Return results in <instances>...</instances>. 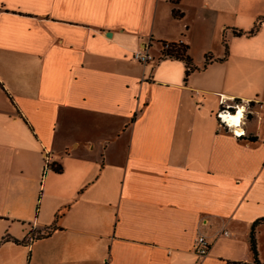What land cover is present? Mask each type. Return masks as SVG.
Here are the masks:
<instances>
[{
	"label": "crops",
	"instance_id": "0c3cea01",
	"mask_svg": "<svg viewBox=\"0 0 264 264\" xmlns=\"http://www.w3.org/2000/svg\"><path fill=\"white\" fill-rule=\"evenodd\" d=\"M263 217L264 0H0V264L248 262Z\"/></svg>",
	"mask_w": 264,
	"mask_h": 264
},
{
	"label": "built area",
	"instance_id": "2783aa9c",
	"mask_svg": "<svg viewBox=\"0 0 264 264\" xmlns=\"http://www.w3.org/2000/svg\"><path fill=\"white\" fill-rule=\"evenodd\" d=\"M181 43L182 42L172 43V42H169V41H164V42H162V46H163L162 52L165 49H168L169 50V49L173 48V46L179 45ZM148 47L149 46L145 45L143 47H140L139 49L134 50V52H133V57L137 61H139L141 64H147V63H150V62H152V63L155 62V58L149 52ZM162 56H164V55L162 54ZM240 105L241 104L236 103V102H234L232 104L231 103H227V104L226 103H222V107H221V109H220V111L218 113V117L220 116V113L225 112L226 107H227V110L229 112L235 114V110H236L235 107L236 106H240ZM244 115H245V117H247V114L246 113ZM221 123H223V122L221 121ZM231 130L234 133L235 129H231ZM236 136H242V135H236ZM43 158H44V162H45V170L46 169L48 170L49 168H51L52 163H53V161L51 160V153L49 151H47V150H44V156H43ZM217 233L219 235H226L227 237L230 236L229 231L225 227L220 228V230H218ZM193 249H194V251L196 253V256L198 258V260L196 262H194V264H201V262L199 261V259L204 258L210 252V242H209V239H208L206 233H204V232H199L198 233V235L194 239Z\"/></svg>",
	"mask_w": 264,
	"mask_h": 264
},
{
	"label": "trees",
	"instance_id": "16d2710c",
	"mask_svg": "<svg viewBox=\"0 0 264 264\" xmlns=\"http://www.w3.org/2000/svg\"><path fill=\"white\" fill-rule=\"evenodd\" d=\"M173 3H176L178 0H171ZM175 15H178L177 11H174ZM258 30V25H256V27H254L251 31H240V32H236L235 35H242V34H246L248 36H251L253 34H255ZM226 48H228V44L225 43ZM227 51V50H226ZM162 54L165 57L168 58H179V59H184V61L187 63V66H190L191 64V60L190 57L187 55V47L184 46V44L182 43L181 45H175L173 46V48L171 49H165L163 50ZM209 59H206V65H208L210 62ZM51 168L54 169V171L56 172H62L63 167L59 164H55L54 162L52 163ZM264 224V217L263 218H258L253 225H251V232H250V247H251V252H252V257L250 259V261L248 262H242V261H236V262H230L229 264H264V262L260 259V252L258 249V238H257V228L258 226Z\"/></svg>",
	"mask_w": 264,
	"mask_h": 264
},
{
	"label": "clouds",
	"instance_id": "9594fccd",
	"mask_svg": "<svg viewBox=\"0 0 264 264\" xmlns=\"http://www.w3.org/2000/svg\"><path fill=\"white\" fill-rule=\"evenodd\" d=\"M225 100L229 99L228 97L224 98ZM235 114H232L227 110V107L225 109V112L220 113V120L223 122L224 125H226L229 129H235L234 135H244V130L241 127L242 122L245 120V112L246 109L244 106H236L235 107Z\"/></svg>",
	"mask_w": 264,
	"mask_h": 264
},
{
	"label": "rangeland",
	"instance_id": "374dc122",
	"mask_svg": "<svg viewBox=\"0 0 264 264\" xmlns=\"http://www.w3.org/2000/svg\"><path fill=\"white\" fill-rule=\"evenodd\" d=\"M258 245H259V252L261 256L260 259L261 258L264 259V230L260 233Z\"/></svg>",
	"mask_w": 264,
	"mask_h": 264
},
{
	"label": "bare ground",
	"instance_id": "6f19581e",
	"mask_svg": "<svg viewBox=\"0 0 264 264\" xmlns=\"http://www.w3.org/2000/svg\"><path fill=\"white\" fill-rule=\"evenodd\" d=\"M232 114H234V113H232Z\"/></svg>",
	"mask_w": 264,
	"mask_h": 264
}]
</instances>
